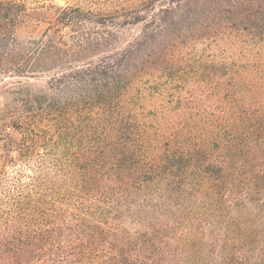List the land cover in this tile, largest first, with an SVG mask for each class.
<instances>
[{"label": "trees", "instance_id": "trees-1", "mask_svg": "<svg viewBox=\"0 0 264 264\" xmlns=\"http://www.w3.org/2000/svg\"><path fill=\"white\" fill-rule=\"evenodd\" d=\"M163 2L122 47L121 29L146 20L141 13L149 3L110 16L66 7L43 38L20 41L16 31L24 15L19 6L0 1V93L15 97L0 104L1 129L19 132L27 121L46 124L30 135V147L54 153L64 185L56 193L73 198L114 190L117 211L125 200L140 199L143 205L130 211L144 233L126 236L120 228L94 226L81 256L103 247L99 264H161L167 257L183 264H264V78L247 85L250 95L239 102L237 114L226 117L218 140L160 156L145 155L126 133L124 117L113 115L107 102L156 64L157 41L172 20L204 23V37L221 28L249 36L261 42L262 51L264 0ZM32 79H46L47 90L31 89ZM62 94L68 97L64 105L57 100ZM96 104L110 114L108 125L66 121ZM3 230L0 264H42L58 232L51 229L42 241Z\"/></svg>", "mask_w": 264, "mask_h": 264}, {"label": "rangeland", "instance_id": "rangeland-1", "mask_svg": "<svg viewBox=\"0 0 264 264\" xmlns=\"http://www.w3.org/2000/svg\"><path fill=\"white\" fill-rule=\"evenodd\" d=\"M0 1L15 4L22 11L24 24L16 31V38L20 41L43 38L50 26L56 23L61 9L66 7L110 16L150 2ZM163 1L149 3L151 10L141 13L146 20L121 29L122 47L147 26L153 12L157 13L164 7ZM205 27L202 22L186 18L170 21L157 41L156 64L128 91L122 89L107 101L113 115L124 117L126 133L132 135V140L143 148L147 156H160L176 149H194L213 142L212 138L218 140L227 128L226 117L237 114L241 106L239 102L246 100L245 94H249L251 89L247 85L264 78V47L260 51V41L223 28L215 35L204 37ZM9 82L12 81H6ZM29 86L47 90L46 79H32ZM14 98L9 93H0V104H11ZM67 99L63 94L57 97L62 105ZM14 107L19 108L18 105ZM88 109L87 113L77 112L66 121L86 125L98 123L101 126L111 122L103 105L96 104ZM45 129L46 124L39 127L31 121L22 125L19 132L11 128L2 130L0 126V230L12 228L27 237H39L44 241L50 236L51 229L56 228L54 247L48 246L42 264H99L106 255L103 247L95 248L86 256L80 255L86 248L89 230L98 225L103 229L120 228L126 236L144 233V228L130 211L143 204L138 197L129 198L117 211L114 202L118 194L114 190L86 196L78 194L73 198L64 192L56 193L64 185L60 182V173L54 168V153L30 147V135ZM51 188H54L53 192ZM83 220L85 227L77 229ZM72 225L75 230L69 228ZM136 237L138 235L130 238ZM157 249L154 244V251ZM161 264L183 262L181 258L167 257L162 258Z\"/></svg>", "mask_w": 264, "mask_h": 264}]
</instances>
